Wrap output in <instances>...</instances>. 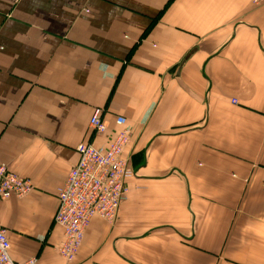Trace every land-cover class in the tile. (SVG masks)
I'll return each mask as SVG.
<instances>
[{
    "label": "crops",
    "instance_id": "0c3cea01",
    "mask_svg": "<svg viewBox=\"0 0 264 264\" xmlns=\"http://www.w3.org/2000/svg\"><path fill=\"white\" fill-rule=\"evenodd\" d=\"M259 1L0 0V166L32 184L0 199L13 261L264 264ZM125 128L126 200L66 263L53 218L75 148Z\"/></svg>",
    "mask_w": 264,
    "mask_h": 264
},
{
    "label": "built area",
    "instance_id": "2783aa9c",
    "mask_svg": "<svg viewBox=\"0 0 264 264\" xmlns=\"http://www.w3.org/2000/svg\"><path fill=\"white\" fill-rule=\"evenodd\" d=\"M252 2L257 4L258 0ZM101 116L102 110L95 108L89 120L90 128L98 136L107 130ZM129 134V128L120 131L105 148L89 143H80L75 148L77 161L58 189L53 221L62 230L58 253L66 263L74 261L90 222L98 218L113 223L126 199L127 182L135 176L124 158ZM31 190L30 180L19 177L7 166H0L1 200L24 198ZM10 247L7 231L0 227V264H37L36 258L22 263L13 261Z\"/></svg>",
    "mask_w": 264,
    "mask_h": 264
},
{
    "label": "rangeland",
    "instance_id": "374dc122",
    "mask_svg": "<svg viewBox=\"0 0 264 264\" xmlns=\"http://www.w3.org/2000/svg\"><path fill=\"white\" fill-rule=\"evenodd\" d=\"M251 3L254 4V3L252 2V0H251ZM259 3H260V1L258 0V3H257V4H254V5L257 6V5H259ZM233 101H236V102H237V100L233 99V100H232V103H233V104L236 103V102L234 103ZM94 109H95V108H94ZM101 110H102V109H101ZM102 114H103V112H102ZM91 115H92V114H91ZM101 117H102V116H101ZM89 120H90V119H89ZM102 121H103V120H102ZM103 122H104V121H103ZM89 127H90V126H89ZM125 129H126V128H125ZM130 131H131V130H130ZM94 134H95V133H94ZM95 135H97V134H95ZM129 139H130V134H129ZM89 144H92V143H89ZM78 145H79V144H78ZM124 158H125V157H124ZM125 159H126V158H125ZM126 160H127V159H126ZM127 161H128V160H127ZM128 163H129V161H128ZM129 165H130V168L132 169V171L134 172V169H133V167L131 166V163H129ZM134 174H135V172H134ZM131 179H133V177H132ZM131 179H129V180H131ZM127 183H128V182H127ZM125 200H126V199H125ZM125 200H124V201H125ZM57 202H58V201H57ZM123 203H124V202H123ZM53 221H54V218H53Z\"/></svg>",
    "mask_w": 264,
    "mask_h": 264
}]
</instances>
